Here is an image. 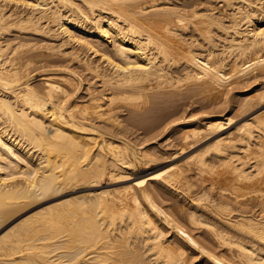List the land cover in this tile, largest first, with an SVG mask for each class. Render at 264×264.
Segmentation results:
<instances>
[{
  "label": "bare ground",
  "instance_id": "obj_1",
  "mask_svg": "<svg viewBox=\"0 0 264 264\" xmlns=\"http://www.w3.org/2000/svg\"><path fill=\"white\" fill-rule=\"evenodd\" d=\"M155 1L0 0V230L65 182L143 174L156 156L109 132L120 126L121 104L134 120L155 101H182L184 91L236 111L264 97L257 87L240 101L227 98L251 74L264 77V0H214L225 5L220 13L212 3L218 14L208 1L185 0L181 9ZM53 55L74 60L101 93L86 87L88 101L69 102V66L67 76L41 72V86L23 79L30 63L41 57L51 66ZM213 113L179 130L180 144L236 116ZM214 141L213 160L145 174L120 200L85 193L74 199H89L86 206L65 199L24 216L0 233V264H264V113ZM163 194L167 211L154 201Z\"/></svg>",
  "mask_w": 264,
  "mask_h": 264
},
{
  "label": "rangeland",
  "instance_id": "obj_2",
  "mask_svg": "<svg viewBox=\"0 0 264 264\" xmlns=\"http://www.w3.org/2000/svg\"><path fill=\"white\" fill-rule=\"evenodd\" d=\"M146 1H148V3H149V0H146ZM159 1H160V3H159ZM188 1L189 0H187V2ZM197 1L201 2V0H193V2H197ZM202 1H204V2L208 1V4H210V6L213 3L214 6H216V4L217 5L220 4L219 6H221V4H223L222 6L225 7L223 2H220V3L217 1L214 2V0H206V1L202 0ZM210 1H211V3H209ZM183 2H185V0L184 1H182V0H179V1L178 0H168V1L167 0H164V1L163 0L162 1L156 0L155 4L161 5L163 3L162 5L167 4L168 6H171V7H173L177 4L176 6L180 7V9H181L182 7H181L180 3H183ZM148 3L146 5H148ZM176 6H175V8H178ZM222 6L218 8L219 12L221 11ZM200 7H201V9L203 8L202 6H200ZM200 7L197 6L196 9L197 8L200 9ZM211 7H209V8H211ZM217 7H212L213 8L212 12L214 14L219 13V12L216 13ZM183 9L189 10L190 8H183ZM215 33L216 34H214L213 38H214L216 44H218L221 41L220 37L222 35L220 34V32H215ZM11 36H13V33L11 34ZM217 36H220V37H218V39H217ZM31 38H34V37H31ZM184 39L188 40V36L187 35L184 36ZM29 43H35V40H32V42H29ZM72 45H75V44H72ZM198 46H199V48H198ZM65 47H68V46H65ZM75 47H76V45H75ZM200 47H201L200 45L196 46L197 49H200ZM201 49H203V48H201ZM40 58L41 57L37 58L38 60H36L38 63L35 61H34V63L32 62L33 64L37 63L34 66L32 63H30L28 65V68H27L28 71L26 70V68H24L25 71H27L29 73V75H27L28 73H26L23 70L27 75L25 77V75H23L24 72L21 73L23 75V79H26L27 77H34V79L30 80L33 82V85L41 86V84H39L40 82L38 80L41 72L43 73V71H44V73H56L58 75H62L61 73H63L64 75L67 76L68 73H67L66 69L69 66L68 67L69 69H73V71L76 70V72H75L76 76L74 77V84H75L74 89L75 90L73 88H71L72 90L70 89L71 92L72 91L73 92H72V94L70 92L71 97L69 100H71V101H69V102H71V103H75V102L81 103L82 101L86 102V100L88 101L87 97L90 98L89 93L95 92L94 94H97V95L99 93H101L102 89H101L100 84L97 85V83H95L96 80L95 79L93 80V78L91 76H87L84 73L79 72L76 68L77 64H76V62L74 63V60H72V61L68 60L67 61L66 58H63V59H65V60H63V59H60L59 56L55 57L53 55L50 57L51 59L48 58V60L51 61L53 58H55V59L57 58L58 61L57 60L54 61V59H53L51 62V64L53 66L52 65L50 66V64H49L48 65L49 68H48L47 66L43 65V62L41 60L42 58L41 59ZM54 62H56V64H54ZM67 62H70V63H67ZM40 64L42 65V67L39 66ZM60 64H62L63 66ZM67 64H69V65H67ZM56 65L58 66L57 68L54 67ZM43 67L44 68L47 67V68L43 69ZM50 67H52V68H50ZM36 68H38V69H36ZM39 68H42V69H40L41 71L39 70ZM30 71H31V73H30ZM83 75H85L84 80H82L83 79L82 77H84ZM35 76H38V77H35ZM86 76L89 79H87ZM79 78L81 80H78ZM76 79H77V81H76ZM90 79L92 81H89ZM32 82H31V84H32ZM86 82H88V83H86ZM34 83H36V84H34ZM81 83H82V85H81ZM89 83H91V84H89ZM77 85H79V86H77ZM84 85H85V87H84ZM262 85H264V77H262V76L253 77L251 74L250 76L247 77V80H245L244 83L234 84L231 87H229L230 91L227 94L228 101L230 100L229 101L230 104H231V102H233V103L235 101L237 102V100L240 101L245 93L251 92L252 89H255L257 87H259V88L264 87ZM92 86L95 89L99 88L101 91L99 89L95 90L94 88H92ZM86 87H89V90H91L93 92L86 91V90H88ZM85 88H86V90H85L86 93L83 90ZM185 88H184V90H185ZM184 90L182 87V91H184ZM184 92H181V94H184V95H182V97L184 96L182 101L178 100L177 98H174V100L170 99L171 102H169L170 100H165L162 103H159L162 100H159L158 102L155 101L152 104L147 105L146 109L142 110V112L139 111L140 113L136 116L137 119L135 117L134 120L129 119L130 118L129 114H127V112L130 110L129 107L126 106V108H124L125 106H122V104H121V106L119 107L121 109V111L118 110L119 113L117 111V116H118V119L120 120L119 121L120 126L121 125L122 126L121 127L115 126L117 128L108 127L110 130L109 132L113 133L111 135L114 137V139L122 140L125 143L129 144L133 149L137 150L136 152H138V154H139V151L142 150V151H146V152L152 154L153 156H156L155 160H153L150 163H147L149 165H147L146 169L144 170L143 174H141V176L135 175L132 172V170L124 169L120 172H113L112 174H106V175H103L101 177L94 178V179L78 180L77 182H74V181L73 182L72 181L71 182H65L64 184H61L59 187L57 186L56 189L51 190L48 193L40 194V195L36 196L34 199L32 198L31 201L28 202L27 204L21 206L18 210H16L9 217L11 219L9 220L7 226H5L3 229L0 230V233L4 229H6V227L14 224L15 222H17L18 220H20L24 216H26L32 212H35V211L41 209L42 207H46L49 204L51 205L53 203L63 201L65 199H74L75 197L81 196L82 194H85V193H93L94 195H92L91 199H93V198L109 199L110 198V199L120 200L121 197L126 192L132 190L133 183L136 180L143 177L145 174L161 172L164 169H167L169 167H173V168L175 167V169L177 168V170H180V168L184 167L185 164H191V162L193 160H196L197 157L199 158V157H202L203 155L207 157L210 154V151L215 148V144H214V148L212 146L213 145L212 142L214 140H216L219 137H222L224 135L229 136V137L230 136L233 137L234 133H236V131L240 125L250 121L251 118L254 117L255 115H258L260 113H264V97L263 96H262V98H260V97L256 98L257 101L255 99L253 100L254 102L251 101L252 103L250 102L249 105H247L248 107L245 105L246 107L244 106L243 110L241 107V111L240 110L236 111V110L232 109L231 107H228V108H230V109H228L227 106L224 104L223 99H219L220 102H222V103H219V101H215L216 105H215L214 101H212V102H214V104L212 102L209 103L208 101L207 102L203 101L204 102L203 103L201 100H199V98L194 97V99H192L190 97V99H189V97H187V95L185 94L186 92L185 93ZM185 95H186V98H185ZM233 97H234V100L232 99ZM83 99H85V101ZM152 105H154V106H152ZM224 105H225V109H224ZM149 108H150V110H149ZM126 110H127V112H126ZM229 110H231V111H229ZM240 112H241V114H240ZM209 113H213V114L216 113L217 115L225 114L226 116L228 115L229 117H230V115H233V116L236 115V116H234L235 118L233 116H231V118L233 117L232 120L234 119L233 122L230 125L223 128L222 130L215 132L214 134L212 132H210L209 129H206L207 131L201 130L202 132H199L197 134V136H195V138L193 137L188 141V143L181 145L182 143L179 141L181 132L179 130H182V128H185V126L189 125V124H192V125L201 124L202 122L205 121V117ZM148 115H150V116H148ZM127 118H128V120H127ZM93 121L95 122V124L96 123L98 125L100 124L99 126H101V124H102V122L99 123L98 120L94 119ZM102 126H103V128L107 127L106 125L105 126L102 125ZM123 126H124V128H123ZM120 128H122V129L120 130ZM126 128H128V130ZM203 129H205V128H203ZM178 134H179V138H178ZM214 142H216V141H214ZM213 159H214V157H213ZM213 159L211 156L209 157V161L213 160ZM59 169H60V167L57 168V170H59ZM192 177H194V176H192ZM192 177H190V179H193ZM197 180L198 179H196L194 177V181L196 183L199 182V181L197 182ZM195 189H197V187ZM88 200L89 199H86V200L74 199L71 202V204L81 203L82 206H86L88 204V202H87ZM154 201H155L157 206L162 208L163 211L168 210L167 205L170 204V202H171L169 196L166 194H163L162 197H154ZM57 252H58V250H56L54 253H57Z\"/></svg>",
  "mask_w": 264,
  "mask_h": 264
}]
</instances>
